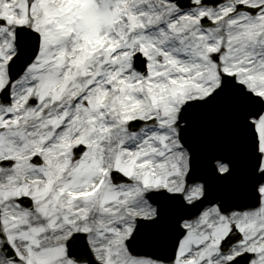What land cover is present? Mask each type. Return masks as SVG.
<instances>
[{"label": "snow or ice", "instance_id": "6c2138e0", "mask_svg": "<svg viewBox=\"0 0 264 264\" xmlns=\"http://www.w3.org/2000/svg\"><path fill=\"white\" fill-rule=\"evenodd\" d=\"M0 264H264V0H0Z\"/></svg>", "mask_w": 264, "mask_h": 264}]
</instances>
